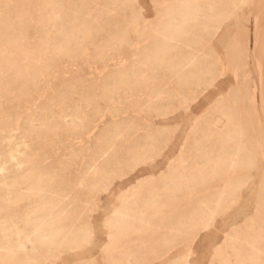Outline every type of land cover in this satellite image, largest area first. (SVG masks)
Returning a JSON list of instances; mask_svg holds the SVG:
<instances>
[{"label": "rangeland", "instance_id": "obj_1", "mask_svg": "<svg viewBox=\"0 0 264 264\" xmlns=\"http://www.w3.org/2000/svg\"><path fill=\"white\" fill-rule=\"evenodd\" d=\"M181 262L264 264V0H0V264Z\"/></svg>", "mask_w": 264, "mask_h": 264}, {"label": "bare ground", "instance_id": "obj_2", "mask_svg": "<svg viewBox=\"0 0 264 264\" xmlns=\"http://www.w3.org/2000/svg\"><path fill=\"white\" fill-rule=\"evenodd\" d=\"M31 192V191H30ZM181 264H183L182 262H181Z\"/></svg>", "mask_w": 264, "mask_h": 264}]
</instances>
